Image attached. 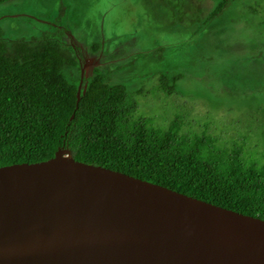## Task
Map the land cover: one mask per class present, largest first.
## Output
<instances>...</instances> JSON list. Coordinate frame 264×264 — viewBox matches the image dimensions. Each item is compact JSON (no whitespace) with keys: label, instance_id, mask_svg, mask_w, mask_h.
Masks as SVG:
<instances>
[{"label":"trees","instance_id":"trees-1","mask_svg":"<svg viewBox=\"0 0 264 264\" xmlns=\"http://www.w3.org/2000/svg\"><path fill=\"white\" fill-rule=\"evenodd\" d=\"M65 10L60 1L54 22L37 35L7 38L0 28V166L44 161L65 147L76 161L264 220V152L245 147L246 133L227 145L191 129L179 112L154 124L136 110L140 88L111 82L99 66L82 76L80 49L62 38ZM99 47L91 41L89 50ZM157 76L150 91L169 95L183 75Z\"/></svg>","mask_w":264,"mask_h":264},{"label":"rangeland","instance_id":"rangeland-1","mask_svg":"<svg viewBox=\"0 0 264 264\" xmlns=\"http://www.w3.org/2000/svg\"><path fill=\"white\" fill-rule=\"evenodd\" d=\"M60 1L62 38L80 49L82 76L99 66L111 82L140 88L136 110L154 124L179 112L195 131L227 145L245 132V147L264 152V0H227L209 20L220 0H4L3 35L39 34ZM159 72L183 75L169 95L150 91Z\"/></svg>","mask_w":264,"mask_h":264},{"label":"water","instance_id":"water-1","mask_svg":"<svg viewBox=\"0 0 264 264\" xmlns=\"http://www.w3.org/2000/svg\"><path fill=\"white\" fill-rule=\"evenodd\" d=\"M0 264H264V220L59 147L0 166Z\"/></svg>","mask_w":264,"mask_h":264}]
</instances>
